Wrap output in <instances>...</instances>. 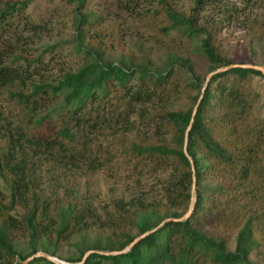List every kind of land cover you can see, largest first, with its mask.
I'll list each match as a JSON object with an SVG mask.
<instances>
[{"label":"trees","instance_id":"trees-1","mask_svg":"<svg viewBox=\"0 0 264 264\" xmlns=\"http://www.w3.org/2000/svg\"><path fill=\"white\" fill-rule=\"evenodd\" d=\"M33 0H0V29L16 13ZM72 6L74 30L70 42L75 55H82L81 64L73 71L56 76L40 75L16 66L10 53L0 49V87L19 108L26 124L35 130L29 135L18 125L4 127L6 137L0 141V264H22L42 252L56 257L60 245L78 236L87 228L89 210L80 209L68 198L48 202L42 196L36 174V157L58 158L76 141L85 139L88 115L95 106L114 108L110 119L119 130L110 142L124 163H148L167 171L163 185L164 204L151 205L137 200L112 201L97 231L103 233L92 241L85 238L74 244L76 252L65 263L82 264H254L249 256L264 246V118L253 114L251 86L254 78L264 75L253 69L230 68L212 76L198 102L203 83L195 75L189 59L169 58L160 67L144 63H128L108 58L111 48L100 43L102 34L93 29L106 22L105 9L92 8L91 0H66ZM155 0H132L128 11ZM210 0H195L190 13L179 14L169 0H156L151 18L159 21L155 40L163 42L169 31L183 28L190 38L197 39L208 62V74L234 64L222 55L214 38L213 27H198L195 13ZM258 27L251 26V37ZM100 38V40H99ZM53 46L48 50H54ZM162 78L151 84L136 73ZM133 81V82H132ZM95 86L104 89L100 94ZM62 91L68 94L60 98ZM61 99V100H58ZM83 105L71 109L69 104ZM171 100L182 101L178 110H170ZM139 105L141 121L148 123L145 134L131 133L125 110ZM196 113L188 133L187 154L183 153L185 132L194 107ZM87 107V109H86ZM86 109L84 113L83 110ZM125 121V122H124ZM190 215L181 219L192 203ZM65 210V211H64ZM146 214L153 217L146 221ZM144 219V220H142ZM142 220V221H141ZM94 223V224H96ZM157 228L138 240L134 239ZM135 231V233H133ZM234 236V249L229 251L228 236ZM104 241V242H103ZM15 243L28 249L22 255ZM127 249L121 254L104 255ZM151 252V253H147ZM27 264H55L37 257Z\"/></svg>","mask_w":264,"mask_h":264},{"label":"rangeland","instance_id":"rangeland-1","mask_svg":"<svg viewBox=\"0 0 264 264\" xmlns=\"http://www.w3.org/2000/svg\"><path fill=\"white\" fill-rule=\"evenodd\" d=\"M91 1L94 11L98 12V7L105 9L106 22L93 31L99 34L101 29L106 28L102 33L106 38L102 37L100 43L111 48L108 58L144 63L151 68L160 67L172 55L187 58L199 81L204 82L208 75V62L201 53L198 38H190L185 29L176 28L169 31L163 42L155 40L157 27L161 25L151 18L156 0L137 5L129 11V8L125 10L124 7L132 0ZM169 1L179 14L185 16L195 3V0ZM194 19L198 27H213L216 30L214 41L222 55L232 63L264 68V0H210L195 13ZM72 22V6L66 0H33L20 15L15 13L0 29V49L10 53V59L16 66L26 68L29 72L39 69L41 74L32 76L31 80L73 71L83 58L81 54L75 55L70 45L74 34ZM253 25L258 27L257 37L249 34ZM55 45L54 50H48ZM139 76L154 85L163 82L161 77L152 74L139 72L135 78ZM95 87L100 94L103 93L104 89ZM251 93L254 98L253 114L264 118V79L254 78ZM67 94L68 91H62L60 98ZM82 105L76 100L69 107L78 109ZM166 106L170 110H178L183 102L171 100ZM95 109L94 106L91 115H88L90 118L84 140L77 137L67 151L56 159L44 155L36 157V174L44 199L53 202L66 201L68 198L80 209L91 213L87 219L88 229L56 250V257L52 258L58 261V258L65 260L75 254V246L71 243H77L82 238L92 241L103 233L96 229L98 225L102 229L103 225L95 221H104L105 212L112 201L127 203L141 200L151 205L164 204L163 185L167 171L151 163L145 167L124 163L117 150L110 145L119 130L114 118L110 119L114 108L107 104L104 108H98V114ZM140 109L139 105L132 104L125 110L124 115L131 124L132 132L126 134L129 137L147 132L148 123L139 118ZM18 125L29 135L35 131L32 125L26 124L19 108L8 98L7 89L0 87V141L6 137L3 126L14 129ZM0 187H4L1 182ZM144 219L152 221L153 217L146 214ZM228 239L226 248L232 251L234 236L229 235ZM15 248L22 255L29 252L23 244L15 243ZM249 261L264 264V246L255 248Z\"/></svg>","mask_w":264,"mask_h":264},{"label":"water","instance_id":"water-1","mask_svg":"<svg viewBox=\"0 0 264 264\" xmlns=\"http://www.w3.org/2000/svg\"><path fill=\"white\" fill-rule=\"evenodd\" d=\"M230 68L253 69V70H257V71L261 72V73L264 75V68H263V67H260V66H255V65H231V66H228V67H225V68L216 69V70L210 72V73L206 76L205 83H204V87L202 88V94H201V96H200L198 102H200L201 99H202V95H203V93H204L205 86L207 85L209 79H210L212 76H214V75H216V74H218V73H220V72H223V71H225V70H228V69H230ZM196 107H197V106H195L194 109H193V112H192V115H191V119H190V123H189V125H188V127H187V130H186V132H185L184 145H183V153H184V155L188 158V161L190 162V165H191L192 170H193L194 166H193V162H192L191 158H190V157L188 156V154H187V142H188V133H189V130H190V128H191V124H192V122H193V120H194V116H195V113H196ZM194 188H195V181L193 180V183H192V195H193V193H194ZM191 201H192V203H191V205H190V207H189V209H188V212H187V213H186L181 219H178V220H174V219H166V220H164L162 223H160L159 226H158L157 228H159L160 226H162L164 223H166V222H168V221H178V222H179V221H183L184 219H186V218L190 215V213H191V211H192V206H193V203H194V201H195V197H194V195L192 196ZM157 228L152 229V230L146 232L145 234H143L142 236H140V237L134 239V241H133V242L127 247V249H131V248L133 247V245H134L138 240H140L141 238H143V237L146 236L147 234L154 232ZM127 249H125V250H123V251H120V252H115V253H102V252H97V253H98V254H104V255L121 254V253H124L125 251H127ZM94 252H96V251H88V252L84 255V257H83V259H82V262H81V263H75V264H82V263L85 261V259L87 258V256H88L89 254H91V253H94ZM37 257H43L44 259H46V260H48V261H50V262H53V263H55V264H70V263H65V262H62V261H58V260H56V259H54V258H52V257H50V256H48L47 254L42 253V252H38L37 254H35V255H33V256L27 258L24 262H22V264H27V263H29L31 260H33L34 258H37Z\"/></svg>","mask_w":264,"mask_h":264}]
</instances>
